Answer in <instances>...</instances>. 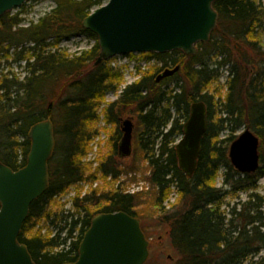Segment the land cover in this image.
<instances>
[{
    "label": "trees",
    "instance_id": "trees-1",
    "mask_svg": "<svg viewBox=\"0 0 264 264\" xmlns=\"http://www.w3.org/2000/svg\"><path fill=\"white\" fill-rule=\"evenodd\" d=\"M54 1L56 7L51 12L28 26L21 25L25 4L16 13L9 11L0 17V54L14 48L16 59H25L30 70L25 81L0 78V161L14 170L24 167L32 144V126L45 119H51L54 125L56 144L49 160V186L32 202L18 237L37 264L75 262L94 216L124 211L139 217L136 207L144 195L94 189L73 198L78 217L75 212L52 210L54 198L72 185L95 180L98 173L117 178L121 167L115 162L122 159L116 142L113 155L104 159L96 172L82 164L90 135L86 126L98 117L107 92L118 90L122 83L121 74L108 61L96 64L98 38L82 25L92 9L107 0ZM213 6L219 14L218 24L208 41L198 43L196 55L187 56L181 50L144 53L156 56L161 66L127 86L116 101L107 105L105 113L115 121L126 112L137 117L142 127L140 148L149 157V180L159 212L172 187L180 196L179 203L184 204L182 210L162 213V223L170 225L168 236L180 264H264V212L258 202L262 198L255 192L264 176V4L262 0H215ZM80 35L94 38L95 45L73 56L56 48L63 40ZM177 65L184 71L188 86L178 79V73L161 83L156 81V73ZM224 66L229 68V75L227 93L220 104L226 116L213 124L211 96L202 92L218 80ZM175 79V88H163L162 84ZM40 86L49 88L46 95L40 93ZM56 87L59 98L61 94L65 97L55 107L49 97ZM196 101L206 103L208 124L197 166L188 175L179 165L175 144ZM241 127L251 129L260 139V167L253 173H241L229 157ZM224 131L228 136L220 138ZM147 134L153 137L151 149L144 141ZM222 168L224 180L218 186ZM240 191L249 192V198L233 207L228 218L221 211L223 200L231 192ZM42 219L60 223L59 231L53 236L43 234L41 229L28 234ZM63 232L65 236H61Z\"/></svg>",
    "mask_w": 264,
    "mask_h": 264
},
{
    "label": "water",
    "instance_id": "water-1",
    "mask_svg": "<svg viewBox=\"0 0 264 264\" xmlns=\"http://www.w3.org/2000/svg\"><path fill=\"white\" fill-rule=\"evenodd\" d=\"M28 0H0V17ZM215 0H109L94 9L82 22L97 35L100 53L96 64L116 55L165 53L182 50L198 52L197 44L210 39L218 24ZM180 66L166 68L157 81L178 72ZM119 145L121 157L133 152L132 120L123 122ZM207 130V106L196 101L184 126V136L176 145L179 165L188 175L197 166L201 140ZM32 144L24 167L14 170L0 161V264H37L19 234L30 206L49 186V160L56 139L51 119L42 120L29 132ZM260 139L244 130L231 144L229 157L241 173L260 167ZM150 241L141 220L127 212L100 213L92 219L75 262L64 264H145Z\"/></svg>",
    "mask_w": 264,
    "mask_h": 264
},
{
    "label": "rangeland",
    "instance_id": "rangeland-1",
    "mask_svg": "<svg viewBox=\"0 0 264 264\" xmlns=\"http://www.w3.org/2000/svg\"><path fill=\"white\" fill-rule=\"evenodd\" d=\"M262 2L264 4V0H262ZM55 7L56 2L54 0L27 2L25 4V9L21 11V16L23 18L21 25L28 26L31 23H37L41 17L51 12ZM18 10L21 9H15L12 12L16 13ZM95 41L96 40L94 38L80 35L63 40L56 48L70 56L80 55L82 52L90 50L95 45ZM56 48L51 49L54 50ZM16 58L17 53L14 48H12L8 54H0V78L9 76L11 78L15 77L21 81L26 80L27 76L30 75L27 61L25 59L17 60ZM145 59H147L146 62ZM215 60L216 57L213 61ZM161 64L162 62L156 56H148L144 54H133L127 59L122 58V61L118 60L115 65V70L121 74L122 83L118 84V90L107 92L106 96L103 97L102 106L98 109V117L95 118L91 125L89 124L86 126L90 135L88 141H86L87 153L82 157V164L85 169L87 168L88 170L90 169L91 172H96L101 162L107 157L113 155L115 144L116 142L117 144L120 143L123 134L121 129L122 122L127 119L132 120L134 123L133 153L130 157L122 158L120 161L115 162L117 166L121 167V173L117 178L104 176L101 173H98L95 180L88 179L72 185L66 189L65 192L54 198L52 202V210H64V214H71L75 212L76 217H78V214L73 208V198L75 195H80L82 197L86 193H91L94 189L104 191L123 190L132 194L142 192L144 195L142 196L139 205L136 207V210L139 212L141 225L146 231L147 237L150 241L149 258L145 264H180V257L172 248L168 236L170 225L168 223H162V213L168 210L171 212L174 210H182L184 204L179 203L180 196L177 193L176 188L172 187L169 197L162 203V211L159 212L157 201H155L157 198L155 197L154 190L152 189L153 186L149 181L151 174L148 160L149 157L146 158L140 148V135L142 127L139 124L137 117L130 112H126L118 117V121H115L114 118L109 117L107 114L108 112L105 113L107 105L116 101L125 87L135 83L146 74L154 73L155 68H159ZM108 65L113 66V63L109 62ZM160 72L156 74L158 75ZM219 74L220 76L218 80L213 81L209 88H206L202 92L203 94L205 93L211 96V102L213 104L211 108V121L213 124L218 122L221 117L226 116L220 103L224 100L227 93L226 82L229 75V68L226 66L221 67ZM184 75V71L180 70L178 72V79H180L183 84L188 86ZM176 84L177 80L175 79L162 85L165 90L170 91L172 88L176 87ZM48 91V87L45 88L44 86H40V93L46 95ZM57 93L59 95L60 90L56 87L54 94L49 97V100L53 101L55 107L58 106V101L65 97L64 94H61L59 98ZM132 109L133 108L131 107L130 110ZM244 130L245 127L239 128L236 135L238 136ZM227 136L228 131H224L221 133L220 138H225ZM181 137L182 136H180L177 141ZM144 141L150 149L153 148V137H149L147 134L145 135ZM159 142L160 139L156 141L154 146L155 151L159 147ZM224 171L225 169L222 168L218 173V186L223 184ZM255 192H257L262 198L258 202L262 203L261 210L264 212V176L260 178L258 188ZM249 194V192L244 191L231 192L223 200L221 211L228 214L229 218L230 210L240 204V202L247 200L249 198ZM60 226V223L53 224L50 220L42 219L40 223H37L33 230L28 232V234H34L41 229L39 231L43 234L53 236L59 231ZM61 236H65V232L61 233ZM74 236H77V232L74 233Z\"/></svg>",
    "mask_w": 264,
    "mask_h": 264
},
{
    "label": "flooded vegetation",
    "instance_id": "flooded-vegetation-1",
    "mask_svg": "<svg viewBox=\"0 0 264 264\" xmlns=\"http://www.w3.org/2000/svg\"><path fill=\"white\" fill-rule=\"evenodd\" d=\"M121 129H122V127H121ZM123 130V129H122Z\"/></svg>",
    "mask_w": 264,
    "mask_h": 264
}]
</instances>
